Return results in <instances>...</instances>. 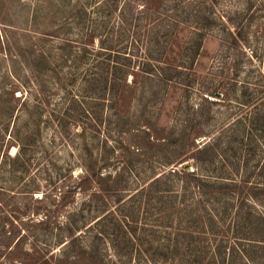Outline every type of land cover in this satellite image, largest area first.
<instances>
[{
	"label": "rangeland",
	"instance_id": "374dc122",
	"mask_svg": "<svg viewBox=\"0 0 264 264\" xmlns=\"http://www.w3.org/2000/svg\"><path fill=\"white\" fill-rule=\"evenodd\" d=\"M0 264H264V0H0Z\"/></svg>",
	"mask_w": 264,
	"mask_h": 264
},
{
	"label": "trees",
	"instance_id": "16d2710c",
	"mask_svg": "<svg viewBox=\"0 0 264 264\" xmlns=\"http://www.w3.org/2000/svg\"><path fill=\"white\" fill-rule=\"evenodd\" d=\"M145 68L147 69V67H145ZM213 94H215V91H213ZM184 167H185V170L188 171L189 167L187 165H184Z\"/></svg>",
	"mask_w": 264,
	"mask_h": 264
}]
</instances>
